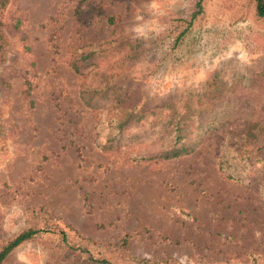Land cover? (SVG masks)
Returning <instances> with one entry per match:
<instances>
[{
    "label": "rangeland",
    "instance_id": "374dc122",
    "mask_svg": "<svg viewBox=\"0 0 264 264\" xmlns=\"http://www.w3.org/2000/svg\"><path fill=\"white\" fill-rule=\"evenodd\" d=\"M79 1L0 8V249L27 229L57 225L71 228V245L101 244L121 264L263 263L259 191L217 168L225 127L167 161L103 152L106 124L82 104L69 60L84 45L135 40L115 84L122 107L147 112L196 98L212 78L229 87L264 71V20L244 0H202L185 31L197 0H101L104 15L80 21ZM123 237L124 256L114 252ZM80 260L58 235L44 234L1 264Z\"/></svg>",
    "mask_w": 264,
    "mask_h": 264
},
{
    "label": "trees",
    "instance_id": "16d2710c",
    "mask_svg": "<svg viewBox=\"0 0 264 264\" xmlns=\"http://www.w3.org/2000/svg\"><path fill=\"white\" fill-rule=\"evenodd\" d=\"M244 1L258 20H264V0ZM7 2L0 0V8H5ZM201 4L202 0H197V10L185 31L202 13ZM75 15L80 21L104 15L101 0H80ZM107 20L110 25L114 24L112 17ZM135 53V40L88 44L71 53L69 66L82 79L79 98L86 108L101 114L106 124L104 143L99 146L101 151H117L128 162L167 161L192 154L211 133L225 127L217 156L219 172L228 181L246 183L258 190L264 203V142L260 141L264 137V71L247 83L236 82L229 87L212 78L194 99L185 97L174 104L141 112L120 105L115 84L123 63ZM66 228L70 231L46 225L43 229L21 232L0 249V264L19 245L44 234L58 235L69 251L77 250L81 258L78 264H121L101 244L86 239L71 245V228ZM127 243V237H123L114 252L124 256ZM128 263L168 264L137 259H130ZM254 264L264 262L258 260Z\"/></svg>",
    "mask_w": 264,
    "mask_h": 264
}]
</instances>
